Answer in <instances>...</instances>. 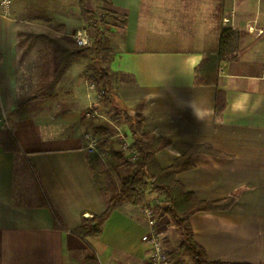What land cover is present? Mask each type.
<instances>
[{
    "label": "crops",
    "instance_id": "0c3cea01",
    "mask_svg": "<svg viewBox=\"0 0 264 264\" xmlns=\"http://www.w3.org/2000/svg\"><path fill=\"white\" fill-rule=\"evenodd\" d=\"M72 1L79 2L53 0L57 20L70 18L71 8L77 11L72 19L77 25L67 24L65 35L84 22L78 4L67 7ZM22 2L11 0L9 14H0V264H85L90 249L99 264H148L139 204L121 202L97 237L73 232L83 218L106 208L95 173L99 162L84 150L83 131L71 126L77 114L59 115L55 122L65 128L60 133L38 135L19 120L23 117L15 119V134L5 126L9 115L25 107H19L18 84ZM86 5L126 18L124 25H106L111 48L106 66L116 101L144 117V132L170 141L156 154L160 167L208 145L191 155V166L177 180L199 200L234 196L227 209L190 217L206 258L264 263V0H86ZM226 27L239 32L237 57L220 61L217 86L199 84L195 68L215 51ZM68 73L65 68L61 75ZM79 85L68 86L76 99L65 111L77 106L81 111L88 101L76 90ZM217 89L225 102L219 116ZM150 197L149 203L160 199L155 191Z\"/></svg>",
    "mask_w": 264,
    "mask_h": 264
},
{
    "label": "trees",
    "instance_id": "16d2710c",
    "mask_svg": "<svg viewBox=\"0 0 264 264\" xmlns=\"http://www.w3.org/2000/svg\"><path fill=\"white\" fill-rule=\"evenodd\" d=\"M79 12L82 20L93 30V39L90 46L79 47L68 35H62L55 40L52 46L53 81L66 68L73 57H82L92 62V71L83 73L97 95L96 103L108 107L112 121L125 127V135L130 141L128 150H135L137 156L134 160L125 158L122 151L112 152L115 159H124L122 162L131 170L121 176L118 191L106 194L103 192L106 208L103 212L92 214L83 218L81 224L73 232L83 239L97 237L101 234L103 226L112 210L117 208L125 195L133 204L143 198L144 193L150 189L160 196L158 202H150L157 211V218L166 215L179 235L171 264H183V259L189 256L194 264H249L231 263L219 260H208L203 247L195 240L190 225V217L199 211L223 210L231 206L234 196L215 201L199 200L192 192L186 191L177 180L176 174L191 166V155L198 151L210 149L208 145L195 146L186 153L175 158L166 168L160 167L156 154L159 150L169 145L170 141L142 130L144 117L136 112L121 106L116 101L113 85V75L106 66L111 48L103 46L101 32L110 22L125 24L126 18L112 10H102L96 13L87 8L86 0H79ZM239 32L233 28H222L219 33L218 45L215 51L207 53L195 68V80L199 84H212L217 86V68L222 60H233L238 54ZM102 62H105L102 65ZM40 89L36 96L45 92ZM224 93L220 89L215 94V115L219 116L224 107ZM93 133L100 135L99 150L102 151L109 143L112 135L104 126L96 125ZM93 154V153H92ZM98 161V155L93 154ZM85 264H99L93 251H87L84 257ZM264 264V263H259Z\"/></svg>",
    "mask_w": 264,
    "mask_h": 264
},
{
    "label": "rangeland",
    "instance_id": "374dc122",
    "mask_svg": "<svg viewBox=\"0 0 264 264\" xmlns=\"http://www.w3.org/2000/svg\"><path fill=\"white\" fill-rule=\"evenodd\" d=\"M22 1L23 4L21 6V14L25 18H23L19 23L18 32V84L20 90L19 107L22 104H25V107L17 109L15 115H9L8 122H5V126L15 134L18 130L15 119L23 117L24 119L19 120H22L28 128L32 127L34 132L38 135L46 133H60L65 131V128L61 127L59 123L55 122V120L59 117V115L61 116L64 112H67L68 117L70 116V113L71 116L73 113L79 116L78 121L75 123L72 122L71 126L80 128L83 131V134L86 132L94 134L93 127L96 125L106 127L112 134L109 138L108 145L105 146L108 150V154L98 157L99 169L96 168L95 173L101 187L104 189L103 191L107 195L116 192L120 188L121 176L129 173L131 169L123 164L122 161L124 159L113 158L112 152L122 151L125 158H131L129 157V153L126 149H120L122 143L118 138V134H125V127L117 125L112 121L110 113L108 112V107L96 103L97 95L95 94L91 83L83 77L84 72L92 71V62L82 57L79 58V60L75 59L78 57H73V59H75V63L68 62L66 65L69 72L68 75L63 77L60 73L58 78L52 82V46H54L57 38L65 34L67 24L77 23L72 20L77 14V11L74 13L73 8H71V12L69 11L67 13L70 18H67L64 22L62 20H57L58 13L55 12L53 7V0H32V2L31 0ZM77 4L72 1L70 2V5H67V7ZM40 15L47 16L46 18H38ZM80 27L86 28L89 31L90 43L86 46H90L94 36L92 28L84 22ZM76 28H78V26ZM76 28L72 30V33L76 30ZM68 36L74 40L72 34ZM108 37V32L104 27L101 32V40L103 41V46L106 48H110ZM104 64L105 62H102V65ZM78 82L80 85L76 88V90H81V94L84 99L87 98L89 101L90 97L91 101H86V105H84L86 102H83L81 105V111L78 110V106L75 110L65 111L68 107L73 108L74 105L71 103L73 102L72 100L76 99V97L73 98L74 90L67 93V88L69 85H76ZM41 88L44 89L43 92L45 93L41 96H36L35 94H37ZM67 100H70V102L64 104L63 102H67ZM68 117L67 120L69 119ZM39 121L49 122V124H40ZM67 126L69 125L67 124ZM94 136L97 137L99 141V148L101 141L100 135L94 134ZM125 139L128 143H130L126 135ZM31 186L33 187L32 184ZM152 193L153 191L149 186L144 193L143 198L137 201L139 204L138 208H141V206L149 203V198H151L150 196H152ZM122 202L133 204L128 195H125L122 198ZM158 229L164 245L173 253L180 238L176 229L169 222L166 215H163V218L158 221ZM145 246L146 250H148L149 246L147 244H145ZM183 264L194 263L189 256H186L183 259Z\"/></svg>",
    "mask_w": 264,
    "mask_h": 264
},
{
    "label": "built area",
    "instance_id": "2783aa9c",
    "mask_svg": "<svg viewBox=\"0 0 264 264\" xmlns=\"http://www.w3.org/2000/svg\"><path fill=\"white\" fill-rule=\"evenodd\" d=\"M10 5L11 0H0V14L8 15ZM224 21L228 22L229 19L226 18ZM72 37L79 47H84L90 43V33L86 28L76 29ZM118 138L122 143L120 149H126L131 160H134L137 156V152L135 150H128L129 143L125 139V134L119 133ZM83 140V148L88 153H97L99 156L108 154L107 148L99 152V141L94 134L89 132L84 133ZM140 210L146 222V229L141 236V241L149 246L147 253L148 264H171L173 253L164 245L159 235L157 214L153 204L148 203L147 205H143Z\"/></svg>",
    "mask_w": 264,
    "mask_h": 264
}]
</instances>
